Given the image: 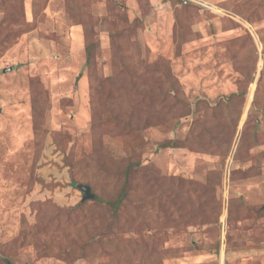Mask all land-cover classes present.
<instances>
[{
    "label": "rangeland",
    "instance_id": "rangeland-1",
    "mask_svg": "<svg viewBox=\"0 0 264 264\" xmlns=\"http://www.w3.org/2000/svg\"><path fill=\"white\" fill-rule=\"evenodd\" d=\"M7 261L264 264V0H0Z\"/></svg>",
    "mask_w": 264,
    "mask_h": 264
},
{
    "label": "trees",
    "instance_id": "trees-1",
    "mask_svg": "<svg viewBox=\"0 0 264 264\" xmlns=\"http://www.w3.org/2000/svg\"><path fill=\"white\" fill-rule=\"evenodd\" d=\"M85 52H86V59L87 62L90 61L91 59V46H90V42L89 40L86 38L85 40ZM158 68H154V71L156 72V75H159L160 77L163 78L164 81H166L168 84L169 83H173V79L171 77V75L169 74V70L167 68H164V70L162 71V73H164V76H162L160 73L161 71L157 70ZM134 165V163H126L123 167V174L124 177L126 178L127 174H131V167ZM125 181V179H124ZM123 181V182H124ZM77 182H74V184H76ZM81 183V182H80ZM77 186V185H76ZM91 188V187H90ZM92 189V188H91ZM92 192V190H91ZM93 193V200L95 202H97V205H107L112 214L111 217L109 219L108 223V228L109 230H111L113 227H124L126 223L120 222L122 221V219H120L121 215H125L127 208H128V203L129 202V198L127 196V193L124 190V184H122L120 186V189L118 191V193L116 194H104V193H96V192H92ZM85 202V200L82 201V203H79L77 206L82 205ZM72 209H75V207H73ZM115 225V226H113ZM111 226H113L111 228ZM92 246V245H90Z\"/></svg>",
    "mask_w": 264,
    "mask_h": 264
},
{
    "label": "water",
    "instance_id": "water-1",
    "mask_svg": "<svg viewBox=\"0 0 264 264\" xmlns=\"http://www.w3.org/2000/svg\"><path fill=\"white\" fill-rule=\"evenodd\" d=\"M77 188L82 192L81 201L93 198V193L91 192V188L89 185L77 184ZM7 264H11V263L9 261H7Z\"/></svg>",
    "mask_w": 264,
    "mask_h": 264
}]
</instances>
